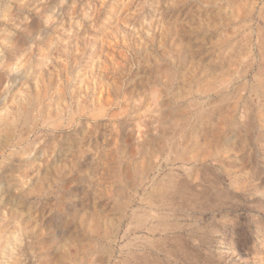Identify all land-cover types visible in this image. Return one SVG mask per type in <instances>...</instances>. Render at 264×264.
I'll list each match as a JSON object with an SVG mask.
<instances>
[{"label":"rangeland","instance_id":"rangeland-1","mask_svg":"<svg viewBox=\"0 0 264 264\" xmlns=\"http://www.w3.org/2000/svg\"><path fill=\"white\" fill-rule=\"evenodd\" d=\"M101 3L103 0H46V4L42 0H0V49L4 53L0 62L6 59L11 64L38 32L41 41L32 51L48 64L45 82L51 78L56 85L55 101L49 111L55 108L59 114L57 106L62 100L69 102L59 69L70 61L60 55L59 47L63 45L78 60V69L71 78L72 88L79 87L83 81L77 73L80 70L87 75L89 61L95 55L96 17H100L97 23H107V43L100 40V44L109 50L108 63L121 58L124 46L129 49L126 54L135 56L137 61L157 54V49L145 39L150 36V29L140 27L143 19L129 9L108 10L107 5L122 6L123 0H107L104 7ZM147 13L146 9L145 18ZM179 15L184 18L183 13ZM198 15L203 17L206 13ZM114 23L123 29L115 39L111 28ZM260 23L264 26V21ZM177 27L183 30L187 24L177 21ZM81 33L83 39H78L77 34ZM222 47L209 57L215 63L209 68L212 76L208 83L217 88L226 83L233 67L232 54L225 55L227 49L221 51ZM174 49L178 60L189 58L184 45L177 42ZM217 72L221 75L217 76ZM25 75L20 69L7 79L16 84ZM139 83L128 89L129 96L137 94ZM14 91L12 87L0 93V108ZM100 92L103 96L102 89ZM108 99H112L111 94ZM134 120L137 138L127 133V122L122 121L115 149L110 150V143L104 142L106 129L101 128L100 138L93 139L86 148L80 146L81 131L73 129L35 155H28L31 149L20 145L10 156H0V219L5 210L10 219H19V211L33 209L31 215L22 219L28 231L23 248L26 264H88L93 255L97 257L95 264H240L243 252L239 249L249 248V230L264 231V225L252 221L249 215L259 213L264 217V211H260L264 208V185L237 191L240 163L232 154L215 157V148L213 157L191 174L172 168L161 171L156 158L166 141L175 140L176 133L161 139L154 137L149 128L147 138L141 140L146 124L135 117ZM206 131V127L190 129V150L198 156L205 151L201 137ZM245 137L248 143L244 159L264 175V121L253 116L243 134L236 129L220 132L216 147L235 144L239 149ZM77 148V170L66 179L63 162ZM250 196L255 199L250 200ZM238 215L240 219L235 221ZM8 242L0 240V251L6 250L4 245Z\"/></svg>","mask_w":264,"mask_h":264},{"label":"clouds","instance_id":"clouds-1","mask_svg":"<svg viewBox=\"0 0 264 264\" xmlns=\"http://www.w3.org/2000/svg\"><path fill=\"white\" fill-rule=\"evenodd\" d=\"M42 3L46 4V0ZM105 4L107 0H103L101 7ZM107 8L112 12L129 9L143 19L140 27L150 29V36L145 39L157 49L156 56L141 57L137 61L135 56L126 54L129 49L124 46L121 58L108 63L109 50L100 44V40L107 43V23H97L100 17H96L93 21L96 27L93 36L97 40L93 50L95 55L89 61L87 75L78 71L83 81L79 87L72 88L74 81L71 78L72 72L78 69V60H74L63 45L59 47L60 55L70 63L59 69L64 75L61 83L69 102L65 104L62 100L57 106L58 114L55 108L49 111L55 101L56 85L51 78L45 82L48 64L39 53L32 51L36 42L41 41L37 32L35 39L13 57L11 64L6 59L0 62V93L15 87L10 99L0 108V156H10L20 145L31 149L28 155H35L50 141L73 129L81 131L80 146L85 148L93 139L100 138L101 128L106 129L104 142L110 143V150L115 149L119 145L122 121L127 122V133L137 138L135 117L146 124L140 134L141 140L147 138L149 128L154 137L161 139L176 133L175 140L166 141L156 158L161 171L172 168L191 174L213 157L215 148V157L222 153L225 156L232 154L240 163L237 191L264 185V175L258 174L249 166L250 161L244 159L247 137L239 149L235 144L223 149L216 147L220 132L236 129L243 134L253 116L264 121V26L260 23L264 21V0L251 3L248 0H208L207 3L203 0H123L122 6L107 5ZM199 12L206 15L200 17ZM180 13L184 14L183 19ZM177 21L187 24V28H178ZM119 23L122 25V20ZM111 28L115 30L113 39L122 35V27L114 23ZM77 38L83 39V34H77ZM177 42L189 51V58L184 62L175 55ZM221 46V51L227 49L225 55L232 54L233 67L226 83L217 88L208 83L212 76L209 68L215 63L209 57ZM3 55L0 49V56ZM75 55L78 57L79 53L75 52ZM20 69L25 71V78L13 84L7 78ZM216 75L221 74L217 72ZM137 81L140 82L139 91L135 96H129L128 89L136 88ZM70 88L71 96L68 94ZM109 94L112 99H108ZM193 127L208 129L201 137L205 151L199 156L190 150V129ZM79 150L75 149L63 162L66 179L77 170L76 153ZM32 212L30 207L27 211H19V219H10L5 210L0 219V240L10 242L4 245L6 250L0 251V264H26L23 248L28 231L22 219ZM249 215L252 221L264 225V217L259 213ZM239 219L238 215L235 221ZM249 237V248L246 250L241 246L239 249L243 252L240 264H264V231L249 230ZM238 254L234 252V255ZM96 259L93 255L88 264H95Z\"/></svg>","mask_w":264,"mask_h":264}]
</instances>
